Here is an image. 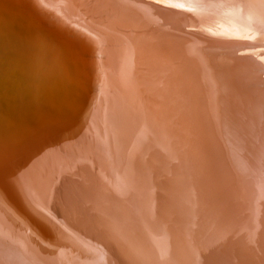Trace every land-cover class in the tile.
<instances>
[{
	"label": "bare ground",
	"instance_id": "obj_1",
	"mask_svg": "<svg viewBox=\"0 0 264 264\" xmlns=\"http://www.w3.org/2000/svg\"><path fill=\"white\" fill-rule=\"evenodd\" d=\"M0 264H264V0H0Z\"/></svg>",
	"mask_w": 264,
	"mask_h": 264
}]
</instances>
